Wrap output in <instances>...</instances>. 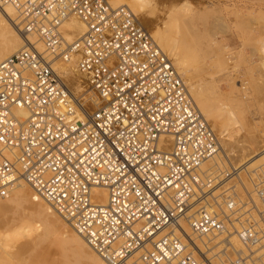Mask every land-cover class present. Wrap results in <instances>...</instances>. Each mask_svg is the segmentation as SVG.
Wrapping results in <instances>:
<instances>
[{"label": "built area", "instance_id": "2783aa9c", "mask_svg": "<svg viewBox=\"0 0 264 264\" xmlns=\"http://www.w3.org/2000/svg\"><path fill=\"white\" fill-rule=\"evenodd\" d=\"M5 5L28 43L0 62V199L24 180L108 264L136 252L139 264H204L182 222L201 237L234 231L243 247L232 264H264V210L251 201L264 203V163L251 191L246 162L212 163L220 137L138 15L110 0ZM72 16L86 32L70 40ZM59 59L87 79L95 109L54 67Z\"/></svg>", "mask_w": 264, "mask_h": 264}, {"label": "rangeland", "instance_id": "374dc122", "mask_svg": "<svg viewBox=\"0 0 264 264\" xmlns=\"http://www.w3.org/2000/svg\"><path fill=\"white\" fill-rule=\"evenodd\" d=\"M151 1L145 5L146 7L141 8L142 12L137 15L150 32L158 25L178 46L185 64L196 78L198 87L204 89L210 97V106L214 110V115L208 122L214 125L221 145L223 140L230 143L228 145L230 153H240L245 144L258 147L259 153L253 158L247 156L239 160L229 159L223 146L220 157L212 162L215 166L221 167L227 166L229 161L236 164L246 162L250 166L242 174V180L251 191L250 176L261 163H264V0ZM16 16H18L17 11ZM17 20L16 29L18 28V32L21 33L19 17ZM32 38L30 36L32 41L37 40L35 37ZM61 62L60 59L57 60L54 67L64 77L66 73L60 69ZM175 65L178 66L177 63ZM177 69L179 71V68ZM70 73L73 75L69 77L72 81L65 77L73 91V87L77 84L74 80L78 76L79 79L81 78L78 91H74L76 96L79 94V99L86 101L85 95H95L83 75L76 71V76L73 71ZM86 104L88 110H93L98 105L96 100H87ZM256 158L260 159L252 165ZM29 187L31 185L28 187L26 185L27 189H31L30 192L28 191L29 194L17 197L15 189L9 197L0 199V263L5 258L11 256L15 258L14 256L17 255L21 260L19 264H30V261L36 264H61V259H67L72 264H94L89 254L90 249L82 251L71 247L63 250L61 240L55 235L45 239L36 237L38 235L36 233H39L36 230L41 229L40 223L45 220L46 214L37 200L41 197H29L31 191L34 192V189ZM43 201L50 205L44 199ZM251 201L255 207L264 210V203L257 194H254V199ZM57 215L61 216L59 213ZM60 218L66 221L62 216ZM188 232L202 238L190 228ZM229 234L203 236V238H212L210 242L216 243ZM236 238L238 239L237 235ZM238 242L239 245L234 244V246L241 249L243 246L239 239ZM227 250L226 243L220 242L207 252L204 251L202 258L212 255L218 261L220 257L227 258L225 253ZM227 252L235 259L236 252L233 253V248ZM134 257L131 261L136 264L137 256Z\"/></svg>", "mask_w": 264, "mask_h": 264}, {"label": "bare ground", "instance_id": "6f19581e", "mask_svg": "<svg viewBox=\"0 0 264 264\" xmlns=\"http://www.w3.org/2000/svg\"><path fill=\"white\" fill-rule=\"evenodd\" d=\"M150 1L151 0H111V3L114 6L127 4L137 14V13L142 12L143 9L141 10V8H143ZM17 18H18V16H16V10L12 6H8V5L0 6V33H2V34H0L1 35V38H0V62L4 58H6L8 55H10V54L14 53L15 51L25 47V45L28 43V41L26 39V36H24L23 33L18 32V28L16 29V24H18V20L16 21ZM64 27L68 31V39H70V40L73 39V38L80 37L86 32L85 24L77 16L70 17L65 22ZM19 29H20V27H19ZM151 33L153 34L154 38L158 41V43L161 45V47L170 55V57L172 58L174 64L175 63L178 64V66L176 68H179V72L181 73L183 79L185 80L191 96L193 97L194 101L196 102V104L198 105L199 109L201 110V112L204 114L205 118L208 121L210 119V117L212 115H214V110L210 106V97H209L208 93L204 89L198 87L197 82L195 81L196 78H195L193 72L190 70V68L187 67L188 65L185 64V61L183 60V57H182L183 55H181V53H180V51L178 49V46L175 44V42L172 39V37H170L168 35L166 36L164 34V32L162 31V28L158 27V25H157L156 28L151 30ZM30 36L34 38V36H32V35H29V38H30ZM35 41L37 42V47L39 49H43V44L41 43V41H39V40H35ZM60 64H62V66H60V69L66 73L65 76H67L68 80H70L69 77L73 76V75H70L71 71H73L74 74H75L74 76H76L75 67L72 68V66H75V65H73L72 62L71 63L61 62ZM78 75L79 74H77V76ZM78 77H76L77 79L74 80L77 83L73 87L74 91L75 90L78 91V89H79V87L81 85L80 84V79L81 78L79 79ZM73 78H75V77H73ZM70 81H72V80H70ZM71 89H72V87H71ZM89 90H90V88H89ZM92 96L93 95H88V96L85 95L84 97H85V99L87 101V100H90L92 98ZM91 101H95V99H93ZM96 104H97V102H96ZM87 105L88 104H86V106ZM18 112L21 113V114L23 113V114L27 115V113H26V111L24 109H19ZM212 127L214 128V125H212ZM229 144L230 143H228L226 140H223L222 147L224 146V149L226 150L225 154H227L229 159H232V158L237 159L238 158L239 160H242V159L246 158L247 156H250V158L251 157L253 158L254 155H257L259 153V152H257L258 151L257 150L258 147H254V145H248V144L243 145L242 151H240V153H235V152L230 153L228 151L229 150L228 149V147H229L228 145ZM263 157H264V155H263ZM260 158H256V160L252 163V165L257 160H259ZM19 183H20V185H18ZM26 185H27V187L29 186V184L27 182H24L23 180H20L17 183V185H16L17 188H15L16 189L15 192H16V196L17 197H21V196L25 195L26 193L29 194L31 189L30 190L27 189ZM29 188H31V187H29ZM95 194L97 196H101L102 197L101 198V200H102L101 202L102 203L106 202L108 193H107V190L105 188H102V187L95 188ZM29 197H35L36 198V197H40V196L35 191L34 192L31 191V196H29ZM37 200L39 201V203H41V206H43V210H44L46 216H45V220L42 223L39 222L41 229L36 230V231H39V233H36V234H38L36 237H38L39 239H45V238H47L49 236H52V235L54 236L55 235V237H58L59 240H61V248L63 250L69 249L71 247L79 249V250H82V251H89L88 249H90L91 252H89V254H90V257L93 260L94 264H108L107 260L105 258H103L99 253L94 252L93 250H91L92 248H90V246L88 245L86 240L81 235H79V233H77V231L72 227V225H70V223L62 220L60 218L61 216L59 217L57 215V213L52 209V207H50V205L45 204L46 202L44 203L42 197L38 198ZM182 226H183L185 234H186V236L188 238V244L193 247V252H194V254L196 255L197 258L201 259V261L205 260V262H203L204 264H225V261L227 262L226 264H232V261L234 260V257L230 256V253H228L227 251H229L230 248H233V253L234 252L237 253L238 250H239V248L235 247V246L239 245L238 244L239 243L238 242L239 237L237 236L238 239L236 238L237 234L234 231H230L229 232L230 234L228 233L229 234L228 236H225L222 239H220L219 241H217L216 243H213L212 241L210 242V239H212V238H209V239H206V238H203V237L202 238H198V237L192 235L191 232H188L189 226H188L187 223L182 222ZM6 230H10V229H6ZM231 234H233V235L230 238ZM33 235H35V234H33ZM32 238L35 239L34 237H32ZM220 242H225L226 246H228V250L225 251L227 258H225L223 256L222 258L220 257V260H218V261L215 260L212 255H209V257L206 256V258H202V253L204 254L205 252H207L208 250L212 249L215 245H217ZM234 244H235V246H234ZM221 245H222V243L220 244V246ZM241 245H242V243H241ZM204 247H206L207 249H205ZM9 251L11 252V250H9ZM136 254H138V255H136ZM135 255L137 256L135 262H136V264H139V260H138L139 252H136L135 254H133L132 258ZM14 257L15 258H13V256H11L10 258H7V259L5 258L0 264H19L20 261H21L19 256L17 257V255H16ZM131 259L129 260V263L130 264H134V261H131ZM208 259H209V261H208ZM61 260H62L61 264H72L67 259H64V260L61 259ZM30 262H31L30 264H32V263L34 264L35 263L33 261H30ZM38 264H40V263H38ZM42 264H44V263H42Z\"/></svg>", "mask_w": 264, "mask_h": 264}]
</instances>
